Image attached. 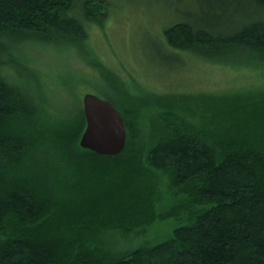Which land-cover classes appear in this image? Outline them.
I'll return each mask as SVG.
<instances>
[{
	"label": "trees",
	"instance_id": "1",
	"mask_svg": "<svg viewBox=\"0 0 264 264\" xmlns=\"http://www.w3.org/2000/svg\"><path fill=\"white\" fill-rule=\"evenodd\" d=\"M94 1L0 0V264H264V87L158 97L167 98L151 103L160 128L147 145L137 141L143 103L108 99L126 143L104 155L79 144L77 80L62 75L57 105L35 68L19 62L18 87L3 76L10 43L86 41ZM195 9L166 16L167 48L264 72V0H195ZM171 218L187 223L153 245L113 253L100 244L101 231Z\"/></svg>",
	"mask_w": 264,
	"mask_h": 264
},
{
	"label": "rangeland",
	"instance_id": "2",
	"mask_svg": "<svg viewBox=\"0 0 264 264\" xmlns=\"http://www.w3.org/2000/svg\"><path fill=\"white\" fill-rule=\"evenodd\" d=\"M99 1L108 7L98 5ZM92 5L96 15L86 23V41L60 49L39 46V40L20 46L19 41L10 43L15 48L11 57L7 53L3 76L18 87L19 62L28 70L35 68L53 88L48 93L57 105L61 100L55 96L64 92L62 75L77 80L75 88L81 98L92 93L114 99L121 107L143 103L137 139L143 145L157 140L153 133L160 128L156 121L161 109L151 103L156 105L155 100L163 102L167 98L158 97L172 93H235L264 87V72L259 66L207 60L194 53L178 54L163 44L162 29L173 22H168L166 16L170 18L175 10L194 16L195 0H95ZM32 96L35 98V93ZM148 98L151 100L145 104ZM163 180L165 189L168 183ZM166 204L167 201L161 206ZM186 223L171 218L157 221L143 231L104 230L99 235L100 244L113 253L153 245L168 239L177 225Z\"/></svg>",
	"mask_w": 264,
	"mask_h": 264
},
{
	"label": "water",
	"instance_id": "3",
	"mask_svg": "<svg viewBox=\"0 0 264 264\" xmlns=\"http://www.w3.org/2000/svg\"><path fill=\"white\" fill-rule=\"evenodd\" d=\"M82 108L86 125L80 146L104 155L121 152L126 143V130L117 107L108 99L86 93L82 97Z\"/></svg>",
	"mask_w": 264,
	"mask_h": 264
}]
</instances>
